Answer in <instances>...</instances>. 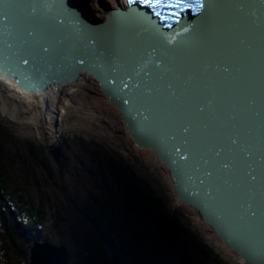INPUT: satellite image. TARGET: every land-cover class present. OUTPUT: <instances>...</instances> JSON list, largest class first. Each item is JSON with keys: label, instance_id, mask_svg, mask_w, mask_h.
<instances>
[{"label": "water", "instance_id": "95a60500", "mask_svg": "<svg viewBox=\"0 0 264 264\" xmlns=\"http://www.w3.org/2000/svg\"><path fill=\"white\" fill-rule=\"evenodd\" d=\"M228 1L201 0L165 23L128 0L103 20L82 0H0V71L28 92L93 76L138 147L158 152L178 203L243 264H264V0H245L228 37L206 44L207 20ZM117 20L136 35L119 34ZM30 255L28 264L70 256L51 243Z\"/></svg>", "mask_w": 264, "mask_h": 264}, {"label": "trees", "instance_id": "16d2710c", "mask_svg": "<svg viewBox=\"0 0 264 264\" xmlns=\"http://www.w3.org/2000/svg\"><path fill=\"white\" fill-rule=\"evenodd\" d=\"M7 134L8 129L0 122L1 224L6 225V215L11 220V230L7 234L9 249L0 246V264H14L10 255L13 248L18 251L20 245L31 247L36 241L64 243L69 247L73 246L71 242H78L79 251L76 256L80 264L88 263V256L92 259L105 258L98 240L91 236L93 234L85 219L92 223L108 249L124 248L122 254L126 256L125 249L128 248L137 264H229L199 235L186 227L177 213L169 212L135 172L109 157L97 142L63 137V141L56 146L60 148L64 158L56 164L49 162V154L50 160H45V154L41 153L39 145L38 152H34L36 145L31 142L26 143L28 159L21 154L18 157L15 150V155L12 154L13 140ZM68 148L75 149L70 159L74 158V161H79L82 165L83 161L91 159L93 165H88L89 168L82 166L81 169L78 164L67 167L68 160L63 154L66 155ZM76 148L84 150L78 151ZM85 149L89 151L88 154H85ZM16 158L25 159L23 170H18V180H23V186L27 185L31 192V186H38L42 199L40 207L31 201L28 194L23 193L24 188L18 186L15 192L8 191L9 186L12 187L10 177L13 175L10 170ZM64 170L68 180L62 174ZM81 179H86L90 186L87 187ZM23 194L28 198H24ZM26 200L27 204L30 203L29 206L25 205ZM43 200L47 202L45 206L42 204ZM41 205L48 208L49 216ZM77 214L80 220L76 226L71 221L75 222L74 216ZM34 225L38 230H35ZM5 228L7 229L6 226ZM21 228L28 231L26 234L24 231V235H28L25 239ZM121 235L127 236L126 244ZM20 255L28 259L29 251L26 257L23 253ZM113 257L116 259L117 256ZM73 258L71 264H74Z\"/></svg>", "mask_w": 264, "mask_h": 264}, {"label": "rangeland", "instance_id": "374dc122", "mask_svg": "<svg viewBox=\"0 0 264 264\" xmlns=\"http://www.w3.org/2000/svg\"><path fill=\"white\" fill-rule=\"evenodd\" d=\"M0 87L2 88L4 93L9 94L10 99L14 98L19 103V99L14 93L10 95V93H8L9 91H6L4 87H2L1 85ZM89 95L91 96V98L93 96L96 99L102 96L101 93H100L101 96L97 95L95 91L93 92L91 91V94ZM77 107L75 106L71 107V111H69L67 115H64L60 118L58 117L59 119L55 121L56 123H58L56 126L58 133L56 132L55 134H51V132L49 131V127H46V125H44L45 121L43 117L40 118V124L38 128L34 125H31V127H26L25 125L10 120L8 116H6L3 113L2 109L0 108V122L4 127L8 129L7 136L12 138L13 140V145L8 144V145H12L11 146V148H13L12 154L15 155V153L17 152L18 157L19 154H21L26 159H28L27 158L28 148L26 146V143L31 142L33 145H36V147L33 150L34 152H38L37 145H39V148L41 149V153L45 154L46 157L45 160H50L48 157L49 154L51 157V160L49 162L51 163L52 161L53 163H55L51 151L60 149L56 145H58L60 141H63V137L67 136L69 138H76L75 140H77V138H81L83 139V141H95L101 146L100 149L104 153H106L109 157H111L115 161H118L120 164L129 167L133 172H135L139 177V179L142 181V183L145 186H147L149 189H151L156 194V196L163 202V204L166 206L169 212L177 213L180 217L181 222L186 227H188L193 232H195L197 235H199L204 240V242L207 243L210 247H212L226 262H228L229 264H239L237 263V257H235V255L232 252L226 249V247L219 241V239L215 236L212 230L201 221L199 214L193 208L178 203L167 168L164 165H162L158 159L155 160L156 156L153 155L151 151L140 150L136 147L128 131L122 124L120 115L117 111L114 113L113 112H103L101 114L96 113L97 114L95 116L96 119H92V117L91 118L85 117V114H88L87 111H85L86 110L85 108L79 109L80 106ZM20 116L21 118H24L25 113L22 112ZM64 143L62 146H64ZM76 149H78V151L84 150V149L82 150L81 148H76ZM66 151L69 154L67 155L66 153V155L65 154L63 155L66 156V160H68V162L66 163L67 167H73L78 164V167L81 169L82 166H86L87 168H89L88 165H93L91 159L89 161H85V162L83 161L84 165H82L79 161L77 162L74 161V158L70 159L71 155L74 154L75 149L74 150L68 149ZM84 152H87L85 154H88L89 151L88 150L86 151L85 149ZM59 158L60 161L61 159L63 160L61 150H59ZM23 161H25V159L19 160L18 158H16V160H14V163L12 164L13 167L10 170V174L13 175L12 177H10L11 179L10 185H12L13 188L9 186L8 191L15 192L17 187L20 186L24 188L22 190L23 193L28 194L30 196L31 201L35 202V205L37 207H40L42 199L40 198V190L38 186H36V184L34 186H31V190H32L31 192L27 188L28 187L27 185L23 186L24 184L23 180H21L22 182L21 181L19 182L18 180V175H19L18 170H20L19 168L23 170L22 168ZM46 162L47 164H49L48 161ZM65 172L66 171L64 170L62 174H64V178L66 177L65 179L68 180L69 177L67 176V174H65ZM82 181H84V183L87 184L86 179H83ZM89 184L90 183H88L86 186L89 187L90 186ZM81 185L82 184L80 183V186ZM66 193H68V190H66ZM25 194H23V197L28 198V196ZM27 202L28 200L25 201V205L27 204ZM29 204L30 203H28L26 206H29ZM42 204H44L45 206L47 202L44 201ZM41 208L44 207L41 205ZM0 209L2 210L1 204H0ZM47 209H48L47 207L44 208V211L46 210V215L49 216V211ZM74 220L75 222H73V220L71 222L72 224L74 223L77 226L78 225L77 222H79L80 220L79 214L74 216ZM85 222L87 225L88 222L90 221L89 220L86 221L85 219ZM4 223L6 224L5 226L7 227V229L5 228L4 225L1 224V218H0V233L1 234L3 233V235L0 234V246L9 249L7 242V234L8 231L11 230V220H9L7 215L6 218L4 219ZM43 226L44 225H42V227ZM38 227L42 228L41 226ZM34 228L35 230H38L36 225H34ZM22 231H23V235H22L23 239H25V237H28V235H24V231H25L24 229ZM26 232L28 231H25V234ZM31 232L29 231V233ZM91 236L93 238H96L93 235ZM122 239L126 244V241H128L127 236L123 235ZM35 243H38V241L34 242L33 245H31V247H27L25 246V244L20 245L17 248L19 249L18 251L15 248H13L14 250H12L10 255L12 261H14V264H28L30 260V250L31 248H34ZM45 243L48 242H40V244H45ZM51 244L55 246L64 245L66 247L70 255L68 259V264H71L72 262L71 260L73 256H74V264L76 262L77 264H80L79 259L76 256L79 251L78 242L74 243L73 246L69 248L64 243L59 244L53 242ZM98 245H100V247L103 249L105 258L92 259V257L88 256V261L86 260L88 263L86 264H119V262L120 264H137V262L133 259L134 256L132 255L131 251H129L128 248L125 249V252H127V255L125 256L124 254H122L124 252L123 251L124 248L121 249L117 247L116 249L113 248L112 250L109 249L111 253L109 254L108 252H106V250L99 241H98ZM27 251H29L28 259L26 258L24 259L22 255H20V253H23L26 257ZM114 255L117 256L116 257L117 260L114 259L113 257Z\"/></svg>", "mask_w": 264, "mask_h": 264}, {"label": "bare ground", "instance_id": "6f19581e", "mask_svg": "<svg viewBox=\"0 0 264 264\" xmlns=\"http://www.w3.org/2000/svg\"><path fill=\"white\" fill-rule=\"evenodd\" d=\"M82 1L85 5V9L87 10L89 16L94 18H99L102 20L105 18V16L107 15V13H109L110 10L115 9L118 6L126 5V0H82ZM244 6H245V0L243 2L241 1L233 2L230 0L228 2H223L222 4H219L215 8L210 18L207 20V25L204 28V30H206L207 36L204 37L206 35L204 34L203 37L201 38L202 39L204 38L203 40L206 41L205 43L207 44L208 42H211L215 39L218 40V42H220V40H223L225 37H228L226 31L228 26L231 24L229 23L230 20L232 21V24L233 23L238 24L239 23L238 19L240 20L241 17L240 15H243L245 12ZM128 23L129 22L117 20L115 24L116 31L119 34H123V35H128V36L136 35L135 33L136 31H134V29L127 28L130 27ZM0 85L4 87L6 91H9L8 93H10V95L14 93L19 99V103L14 98L10 99L9 94L4 93V91L0 87V108L2 109L3 113L6 116H8L10 120L25 125L26 127H31V125H34L38 128L40 124V118L43 117L45 121L44 125H46V127H49V131L51 132V134H55L57 132L56 126L58 123H56L55 121L58 120L60 117L67 115V113L71 111V107L74 106L75 107L80 106L79 109L85 108L86 109L85 111H87L88 113L85 114V117H89V118L92 117V119H96L95 118V116L97 115L96 113H100V114L103 112L114 113L117 111L120 115V111L115 106H113L106 99L105 95L100 91L97 80L86 72H82L74 82L55 83L50 85L46 90H42L38 92H28L18 87L13 79L5 76L0 71ZM91 91L92 92L95 91L97 95H100L101 93L102 96L100 95L101 97L98 99H96L93 96L91 98V96L89 95L91 94ZM22 112L25 113L24 118H21L20 116ZM120 119H121V115H120ZM122 124L124 125L131 139L133 140V137L130 134L129 129L127 128V126H125L123 121ZM133 142L138 149L151 151V153L156 156L155 160L158 159L159 162L162 165H164V163L160 159L158 152L150 148L141 149L140 147H138V145L135 143L134 140ZM164 166L167 168L170 175V171L168 167L166 165ZM67 238L69 239L70 237ZM61 239L64 240L63 237ZM71 243L74 244V242ZM66 245L67 247H69L68 244ZM237 263L243 264L244 262L237 257Z\"/></svg>", "mask_w": 264, "mask_h": 264}, {"label": "snow or ice", "instance_id": "6c2138e0", "mask_svg": "<svg viewBox=\"0 0 264 264\" xmlns=\"http://www.w3.org/2000/svg\"><path fill=\"white\" fill-rule=\"evenodd\" d=\"M134 2L145 9H150L157 18L165 23L169 20L179 23L182 12H198L203 7L199 0H193L192 4L187 3L186 0H128L129 4Z\"/></svg>", "mask_w": 264, "mask_h": 264}]
</instances>
